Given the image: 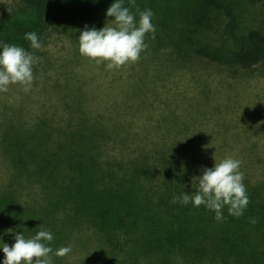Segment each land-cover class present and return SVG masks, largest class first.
Instances as JSON below:
<instances>
[{
  "label": "rangeland",
  "instance_id": "1",
  "mask_svg": "<svg viewBox=\"0 0 264 264\" xmlns=\"http://www.w3.org/2000/svg\"><path fill=\"white\" fill-rule=\"evenodd\" d=\"M186 1L136 0L140 10L154 13L155 37L174 42L164 44L147 34L148 48L135 64L108 71L106 65H97L80 55L74 36L56 32L45 36L40 42L43 47L35 53L39 61L33 68L32 90L24 93L19 85H13L0 93V264L4 244L14 245L18 234L32 237L40 226L53 234L48 246L54 251L60 247L72 249L64 257L53 255V264H108L102 237L87 219L73 220L64 211L48 215L40 212L48 206L41 187L18 180L19 169L8 154L15 152L19 139H9L12 148L5 147L12 130L28 133L37 130L42 120L54 127L64 125L74 102L80 103L87 116H104L105 124L108 116L119 114L136 121L131 147L110 142L108 155L129 156L136 152L138 143L147 145L148 153L159 147L190 159L197 160L201 154L212 166L197 163L200 172L213 168L216 159L218 162L232 156L242 162L244 180L264 181V62L252 69L231 68L199 58L186 46L178 47ZM229 1L236 9L238 35L264 28V0ZM19 6V0H0V22L13 18ZM109 22L106 20L103 28ZM132 104H136V113L130 109ZM250 159L254 164L244 166ZM249 201L239 218L228 215L227 207L222 221H217L210 210L195 214L194 224L207 229L194 233L195 242L208 232L215 244L227 245L217 254L227 259L226 264H264V200ZM252 207L255 209L251 213ZM251 218L256 219L255 224L250 223ZM195 245L191 250L183 246L175 250L171 260L167 254L165 258L149 249L136 250V264H215L207 258L199 263L202 253L199 248L195 250Z\"/></svg>",
  "mask_w": 264,
  "mask_h": 264
},
{
  "label": "trees",
  "instance_id": "2",
  "mask_svg": "<svg viewBox=\"0 0 264 264\" xmlns=\"http://www.w3.org/2000/svg\"><path fill=\"white\" fill-rule=\"evenodd\" d=\"M19 1L20 8L14 17L0 22V43L24 47L34 51V55L38 50L31 49L30 41L24 39L26 33L35 32L40 42L56 32H65L78 40L85 26L101 30L105 21L112 19L106 15L108 8L117 2ZM186 2L184 25L178 31L180 37L176 41L178 47L186 46L199 58L231 68L252 69L264 62V28L238 35L236 9L229 0ZM124 6L131 7L128 0H124ZM132 11H136L135 7ZM159 38L160 35L155 40L164 44L174 42ZM71 104V115L64 125L54 127L48 120H42L37 130L28 133L12 130L5 141L8 150L13 141L19 139L15 142V152L11 150L8 154L19 169L18 180L41 187L48 206L40 212L48 215L64 211L69 212L73 220L87 219L102 237L108 264H136V250L144 249L165 258L167 254L171 260L176 255L175 250L182 246L188 250L194 246V233L207 230L194 224L197 219L194 215L207 209L194 207L191 203L186 206L173 204L172 199L174 195L195 192L193 179L202 172L196 164L212 166L211 161L201 154L196 160L159 147L148 153L147 145L139 143L136 152L129 156L108 155L110 142L131 147V136L136 137L133 132L136 121L126 119L123 114L107 115L108 124H105L104 116L96 118L89 114V117L79 102ZM130 109L136 113V104ZM9 139L13 140L10 145ZM105 155L107 159H103ZM243 164L251 167L254 163L250 159L249 163ZM243 183L249 200H264V181L244 180ZM254 209L252 207L250 212ZM13 212L18 214L16 209ZM20 230L25 232V229ZM210 234H203L195 245V250L199 248L202 253L199 263L207 258L215 264H226L227 259L217 254L227 245L215 244Z\"/></svg>",
  "mask_w": 264,
  "mask_h": 264
},
{
  "label": "clouds",
  "instance_id": "3",
  "mask_svg": "<svg viewBox=\"0 0 264 264\" xmlns=\"http://www.w3.org/2000/svg\"><path fill=\"white\" fill-rule=\"evenodd\" d=\"M128 3L131 7L124 6V0H117L108 8L106 15L112 19L103 29L85 26L78 38V51L83 58L97 65H106L108 71L119 70L140 60L148 48L146 35L151 33L155 39L154 13L150 9L140 10L135 0H128ZM24 39L30 41L32 50L43 47L35 32L26 33ZM0 50V93L7 92L13 85H19L24 93L30 92L35 80L33 68L39 57L34 51L14 44L0 43ZM241 164L232 156H225L218 162L215 160L213 168H204L202 176L194 177L195 192L174 195L172 203L185 206L191 203L197 208L204 206L215 213L217 221L225 219L223 210L227 207L228 215L239 218L250 203ZM250 223L255 224L256 219L251 218ZM53 239V234L43 226L32 237L18 234L14 245L2 246L3 264H53V255L64 257L72 251L70 246L54 251L48 246Z\"/></svg>",
  "mask_w": 264,
  "mask_h": 264
}]
</instances>
